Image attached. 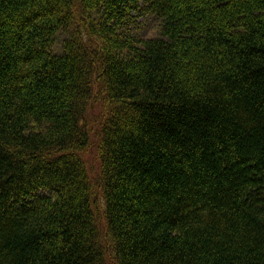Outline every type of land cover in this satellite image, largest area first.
<instances>
[{"label":"trees","instance_id":"16d2710c","mask_svg":"<svg viewBox=\"0 0 264 264\" xmlns=\"http://www.w3.org/2000/svg\"><path fill=\"white\" fill-rule=\"evenodd\" d=\"M0 264H264V0H0Z\"/></svg>","mask_w":264,"mask_h":264},{"label":"rangeland","instance_id":"374dc122","mask_svg":"<svg viewBox=\"0 0 264 264\" xmlns=\"http://www.w3.org/2000/svg\"><path fill=\"white\" fill-rule=\"evenodd\" d=\"M93 164V163H92Z\"/></svg>","mask_w":264,"mask_h":264}]
</instances>
